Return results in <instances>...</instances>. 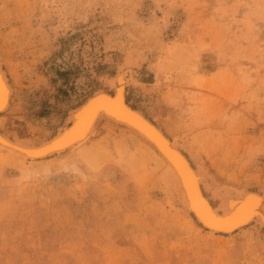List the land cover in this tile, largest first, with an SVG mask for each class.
Here are the masks:
<instances>
[{
  "label": "rangeland",
  "instance_id": "374dc122",
  "mask_svg": "<svg viewBox=\"0 0 264 264\" xmlns=\"http://www.w3.org/2000/svg\"><path fill=\"white\" fill-rule=\"evenodd\" d=\"M123 30L146 55L144 88L129 86L127 103L218 184L264 192V0H0L13 87L0 132L27 144L53 136L109 89L99 78L122 55L105 62L103 36ZM88 37L99 44L90 68ZM96 127L45 159L0 150V264H264L262 231L205 234L170 205L149 145Z\"/></svg>",
  "mask_w": 264,
  "mask_h": 264
},
{
  "label": "bare ground",
  "instance_id": "6f19581e",
  "mask_svg": "<svg viewBox=\"0 0 264 264\" xmlns=\"http://www.w3.org/2000/svg\"><path fill=\"white\" fill-rule=\"evenodd\" d=\"M14 23L13 21L11 24ZM19 35L21 34L12 35L14 41L10 44L13 47L21 46ZM103 37L102 52L105 62L111 60L113 50L122 55L115 73L111 76L101 75L99 78L109 89L94 90L78 107L69 111L66 118L68 124L40 143L27 144L0 132V150L21 160H40L84 145L90 137L97 134L96 125L100 122L118 127L150 146L151 154L147 158L152 161L157 157V174L167 200L176 212L189 216L199 230L209 236L232 235L249 228L264 233V192L256 189L238 190L218 184L206 169L190 160L176 139L169 137L141 111L129 105L126 101L129 86L144 88L140 65L146 60V55L137 40L128 38L125 31H112L105 33ZM88 40L81 55L88 61L85 65L90 68L97 59L99 44L93 38L92 44L91 38L88 37ZM4 47L7 48L8 43L5 42ZM2 52L0 51V115L9 109L13 94ZM150 87L152 90L153 85ZM135 124L145 128L154 138ZM235 220L237 221L233 223Z\"/></svg>",
  "mask_w": 264,
  "mask_h": 264
},
{
  "label": "water",
  "instance_id": "95a60500",
  "mask_svg": "<svg viewBox=\"0 0 264 264\" xmlns=\"http://www.w3.org/2000/svg\"><path fill=\"white\" fill-rule=\"evenodd\" d=\"M111 94H113V92L111 91L110 92ZM128 119V118H127ZM129 121H131V119H128ZM151 121V120H150ZM132 122V121H131ZM134 123V122H133ZM154 123V122H153ZM66 124H68V123H66ZM65 124V125H66ZM135 125H137V127H139L142 131H144L145 133H147L148 135H150L147 131H145V128H143V127H140L138 124H135ZM64 127V126H63ZM57 133V132H56ZM55 133V134H56ZM151 137H153L152 135H150ZM52 137V136H51ZM154 138V137H153ZM248 190H254L255 191V189L254 188H248ZM214 203V202H213ZM238 219H240V218H237V220ZM237 220H235L233 223H235ZM225 226H228V225H225Z\"/></svg>",
  "mask_w": 264,
  "mask_h": 264
}]
</instances>
